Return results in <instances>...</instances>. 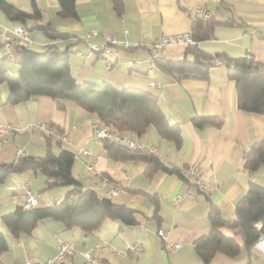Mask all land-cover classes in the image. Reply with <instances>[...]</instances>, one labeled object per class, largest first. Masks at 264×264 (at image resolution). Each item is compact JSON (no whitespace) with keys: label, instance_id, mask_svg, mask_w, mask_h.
<instances>
[{"label":"crops","instance_id":"obj_1","mask_svg":"<svg viewBox=\"0 0 264 264\" xmlns=\"http://www.w3.org/2000/svg\"><path fill=\"white\" fill-rule=\"evenodd\" d=\"M10 1L22 9H30V0ZM122 1L123 11L118 14L110 0H76L79 16L72 19L56 14L58 0H36L42 13L41 20L51 22L70 36L49 39L43 33H34V38L31 37L32 41L27 44L31 48L35 44L36 50L42 49L48 40L60 49L71 44L70 71L79 82L107 81L118 88L136 87L156 94L168 121L179 124L182 143L175 146L172 141L162 138L153 126H148L140 136L132 134L133 137L141 146L154 147V153L166 165L198 163V175L211 189L198 192L194 185H186L176 173L163 170L148 176L145 173L147 163L143 160L109 157L102 139L93 134L92 122L96 119L91 112L70 100H61L63 106L58 107L57 99L43 95L16 104L8 103V89L2 83L0 127L7 126L8 131H0V161L16 159L18 149H24L26 154L43 155L47 147L45 138L29 125L36 119L47 120L67 133L66 140L52 141V149L57 152L65 148L74 153L71 173L80 185L93 188L99 195L111 197L139 212L134 224L125 225L118 219L106 218L98 229L88 234L78 226L66 228L59 220L44 218L30 233H21L15 238L8 232L1 216L22 202L18 197L25 185L37 195V206L61 200L70 186L58 185L57 193L47 199L35 190V187L37 190L44 187L42 173L14 172L0 184V220L4 224L1 226L0 223V230L8 241V248L0 254V264L53 257L61 242L75 246V252L64 259L63 264L81 263L82 252L93 251L100 240L106 241V245L98 250L102 264H204L196 254L194 241L209 231V202L218 207L224 218H232L234 203L249 182L264 180L258 173L261 165L251 173L242 167L244 151L264 138V114L236 107L234 81L227 76L223 65L211 66L207 77L175 78L150 62L152 51L147 47L121 44L126 39L148 43L163 34L190 31L192 18L188 11L203 7L218 19L233 17L238 23L215 26L210 38L197 42L200 49L230 57L250 56L264 64V0H226L228 6H220L218 0ZM14 23L0 11V41L3 40V27H11ZM89 29H96L97 34L87 38ZM109 38L115 39L116 43H109ZM92 43H107L111 50L94 51L89 55ZM187 46L170 44L159 56L182 58ZM17 69L18 65L12 73L16 74ZM152 81H157L160 89L151 86ZM197 115L218 116L222 124L198 128L191 122ZM81 149H86L88 154L82 153ZM87 165H93L97 172H89ZM114 185L120 188L119 192L109 194ZM186 191L192 195L173 201L175 195H183ZM152 197L158 206L155 216ZM159 228L167 230L168 242L180 246L166 248L157 233ZM225 232L231 234L229 230ZM126 243L139 244L142 249L120 257L117 251ZM208 264H264V253L242 246L240 253L233 257L216 252Z\"/></svg>","mask_w":264,"mask_h":264},{"label":"trees","instance_id":"obj_2","mask_svg":"<svg viewBox=\"0 0 264 264\" xmlns=\"http://www.w3.org/2000/svg\"><path fill=\"white\" fill-rule=\"evenodd\" d=\"M112 8L121 14L122 0H110ZM220 6H228L226 0H218ZM56 14L63 18H78L76 0H58ZM180 6L184 8L181 4ZM0 11L7 19L24 25L28 31L41 30L46 38L66 39L70 33L57 28L51 22H43L42 13L36 0H30V9L25 10L10 0H0ZM192 21L190 33L195 40L188 45L186 54L179 59L155 58L154 63L164 72L177 78L179 76L207 77L209 68L217 58L222 59L227 76L234 81L235 104L238 109L264 114V64L250 56L230 57L225 54H210L200 49L197 42L210 38L215 26L237 24L236 18L218 19L209 14L203 16L188 11ZM2 42L0 41V46ZM68 44L63 49L53 43L42 49L31 48L27 43L15 46L18 57L16 74H10L6 57H0V84L8 89L6 102L16 104L38 96L57 99V106L62 107L61 100H70L91 112L95 119L117 130L128 131L135 136L142 135L148 126H153L162 138L168 139L175 146L182 143L181 128L178 123H170L158 104L156 94L136 87L118 88L110 82H79L70 71ZM191 55V58H188ZM15 61V60H14ZM194 126H220L222 119L218 116L197 115L191 118ZM46 152L43 155L23 154L11 161H0V184L14 172L32 170L44 175V189L58 185L70 186L64 197L45 206L24 208L22 203L4 213L1 218L8 232L15 238L21 233H30L34 226L44 218L61 221L66 228L78 226L85 234L98 229L106 218L118 219L125 225L137 222V210L127 204L118 203L111 197L99 195L93 188H84L78 179L72 176L71 167L74 153L60 148L52 149L51 136H45ZM103 146L108 156L117 160H143L147 163L145 173L151 176L158 170L176 173L187 185L195 182L184 178L177 166L166 165L151 147H127L114 140L103 138ZM264 163V138L255 141L242 154V167L249 173L254 172ZM154 201V213H157V201ZM209 231L194 241L196 254L204 264H208L216 252L236 256L241 247H251L262 228L255 222L264 217V185L250 181L234 203V216L224 218L216 205L209 202L207 214ZM231 231V234L225 231ZM8 248V241L0 230V254ZM60 264H63L60 263Z\"/></svg>","mask_w":264,"mask_h":264},{"label":"built area","instance_id":"obj_3","mask_svg":"<svg viewBox=\"0 0 264 264\" xmlns=\"http://www.w3.org/2000/svg\"><path fill=\"white\" fill-rule=\"evenodd\" d=\"M193 12H196L198 14H201L203 16H208L209 12L205 10L203 7H198L193 10ZM97 34L96 29H89L86 32V37L89 38L91 36H94ZM3 40L1 48L2 53L8 60H15L16 52H15V46L19 43H30L32 41L28 29L22 25L21 23H14L11 27H3V31L1 33ZM109 43H116V40L113 38H109ZM51 43L50 40H48V44ZM178 43H184L187 45H194L196 42L192 38L190 31L186 32H177V33H171V34H163L155 38L154 40L144 43V42H129L127 39L124 40L121 44L124 47L129 46H138L143 45L147 47L151 52L150 62L154 63V60L156 57L159 56L162 49L165 46H168L170 44H178ZM110 51L111 47L107 45V43L104 44H95L92 43L90 45V49L88 51V54H92L94 51ZM116 52L118 50H115ZM134 62V61H132ZM214 63L216 65H223V61L220 58H217L214 60ZM151 86H153L155 89H160L161 85L157 81H152L150 83ZM30 128L39 130L42 135L45 136H51L53 139L58 141H64L67 139V133L61 131L55 124L44 120V119H36L32 123H30ZM1 133L8 131L7 126L0 127ZM92 131L93 134L100 138H106L110 140H114L120 145H124L127 147H136L141 146L127 133L125 132H119L117 130H114L102 123H99L97 120L92 122ZM152 151L154 152V147H151ZM81 152L84 154H88V151L86 149H81ZM18 155L26 154L24 149H18ZM87 169L91 173H96V169L93 167V165H87ZM177 170L181 176L188 179H194V182L196 183L198 189L201 191H207L210 188V186L200 178L198 175V163H188V164H179L177 166ZM183 182L187 185V180L182 179ZM120 188L117 185H114L110 191L109 194H117L119 192ZM185 195H192L191 192L186 191L183 195H175L173 197V201L177 202L181 200ZM21 199V203L24 208H30L37 205L38 199L37 195L31 190V188L28 185H25L23 187L22 193L19 195ZM255 225L257 228H262L263 230L260 232L259 236L256 238V240L252 243L251 248L254 251H257L259 253H264V217L262 219H259L255 222ZM158 235L161 237V239L164 241V245L166 248L169 249H175L180 246L179 243H171L167 241V230L165 228H159L157 230ZM106 245V241L100 240L98 241L93 251H84L82 252L83 255V261L81 263H75V264H102L99 256H98V250L100 247H104ZM142 246L139 244H128L126 243L124 247L117 251L118 255L120 257L125 256L129 251L134 250H141ZM75 252V246L73 243L70 242H61L58 245L57 253L53 257L46 258L44 260H39L36 258L26 259L23 261H17L13 264H60L72 255Z\"/></svg>","mask_w":264,"mask_h":264},{"label":"rangeland","instance_id":"obj_4","mask_svg":"<svg viewBox=\"0 0 264 264\" xmlns=\"http://www.w3.org/2000/svg\"><path fill=\"white\" fill-rule=\"evenodd\" d=\"M30 37H33L34 36V33H42V31L41 30H38V29H33V30H31L30 32ZM34 38V37H33ZM31 46H33V48L34 47H36V45L35 44H33V45H31ZM60 46H62V45H60ZM6 63H7V65L9 66V68H10V74H12V70H15L16 69V67H17V65H18V57H15V61H12V60H8V59H6ZM100 123V122H99ZM103 124V123H102ZM105 125V124H104ZM106 126H108V125H106ZM108 127H110V128H112V129H114V130H117V129H115L114 127H111V126H108ZM117 131H121V132H125V133H127V134H129L135 141H136V139L133 137L134 135H132L133 133H130V132H128V131H122V130H117ZM136 143H137V141H136ZM178 166V165H177ZM261 168H259V172L258 173H261V176H263L262 178H264V163L263 164H261V166H260ZM261 181H260V184H262V185H264V180L263 179H260ZM35 187V186H34ZM57 187H60V186H56V187H51V188H48V189H42V190H37V187H35V190H36V192L37 193H39L40 195H42L43 197H47V199H50V197L51 196H54V194L55 193H57L56 191H58L59 189L57 188ZM53 188V189H52ZM52 191V192H51ZM1 221V220H0ZM1 223V226L2 225H4L3 224V222L1 221L0 222Z\"/></svg>","mask_w":264,"mask_h":264}]
</instances>
